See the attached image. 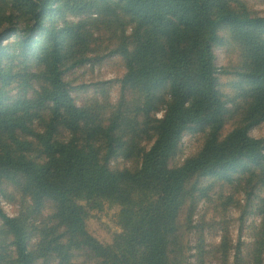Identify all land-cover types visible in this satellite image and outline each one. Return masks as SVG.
Wrapping results in <instances>:
<instances>
[{
  "label": "trees",
  "instance_id": "trees-1",
  "mask_svg": "<svg viewBox=\"0 0 264 264\" xmlns=\"http://www.w3.org/2000/svg\"><path fill=\"white\" fill-rule=\"evenodd\" d=\"M256 1L0 0V194L18 205L14 217L0 206V264H264V137L249 136L264 122ZM113 55L125 70L115 100L95 84L77 106L87 87L65 74ZM185 135L201 145L176 162ZM211 188L260 218L244 251L230 253L226 229L206 249L192 226ZM104 204L120 232L101 249L85 215Z\"/></svg>",
  "mask_w": 264,
  "mask_h": 264
},
{
  "label": "rangeland",
  "instance_id": "rangeland-1",
  "mask_svg": "<svg viewBox=\"0 0 264 264\" xmlns=\"http://www.w3.org/2000/svg\"><path fill=\"white\" fill-rule=\"evenodd\" d=\"M253 2V1H252ZM251 2V5H252ZM253 11L264 17V1H256L252 7ZM215 65L217 69L226 67L229 62L226 58V52L223 48H214ZM125 73L120 58L113 55L104 58L100 64H87L84 67L76 68L65 74V79L70 81L74 88L81 86L87 87V91H81L78 95L73 94L77 106H81L87 97L93 95L92 86L95 84H105L109 88V96L115 100L118 90L117 80L122 78ZM161 116L160 113L157 114ZM252 138L264 137V122L253 127L249 131ZM181 154L178 155L177 161H182L185 157L195 154L201 145V141L196 137L185 135L182 138ZM213 183H207V186ZM208 199L199 202L195 213L192 217V226L198 225L204 228L203 236L206 249L220 243L224 229L227 230L231 244L234 249L231 254H235V250L240 246L244 251L245 245L252 242V227L259 225L260 218L251 210L246 212L245 198L239 195L236 206L221 205L222 198L231 196L232 192L225 188L222 194H219V188H211L208 191ZM255 202V199L252 201ZM0 206L9 217L17 214L18 205L8 202L0 194ZM119 209L111 207L108 204L102 205L100 210L88 211L85 215L86 226L93 242L97 247L104 249L112 244L116 234L120 232L116 225V215ZM189 246V261H193V255L196 252L197 233L192 229L187 235ZM232 260V257H231Z\"/></svg>",
  "mask_w": 264,
  "mask_h": 264
}]
</instances>
